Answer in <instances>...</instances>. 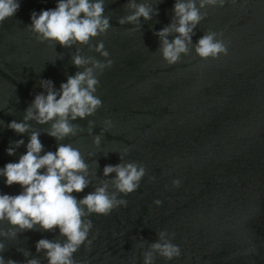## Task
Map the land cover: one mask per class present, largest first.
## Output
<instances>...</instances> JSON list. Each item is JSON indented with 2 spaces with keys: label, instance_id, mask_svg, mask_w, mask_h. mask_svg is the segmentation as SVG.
Returning <instances> with one entry per match:
<instances>
[{
  "label": "water",
  "instance_id": "1",
  "mask_svg": "<svg viewBox=\"0 0 264 264\" xmlns=\"http://www.w3.org/2000/svg\"><path fill=\"white\" fill-rule=\"evenodd\" d=\"M126 2L105 0L112 27L91 41L103 40L113 61L97 72L102 107L73 121L84 131L60 143L73 144L90 164L92 185L73 193L79 197L105 179L103 167L119 163L125 147L124 159L143 164L146 174L139 188L123 197L127 206L90 216L92 244L82 245L75 259L78 264H143V252L167 230L181 255L170 261L156 255L154 264H264V0L208 6L193 42L209 31L222 33L228 54L202 59L193 48L172 65L162 58L154 32L170 23L174 0H147L158 14L141 18L139 30L118 22L128 14ZM55 6L56 0H21L15 15L0 24V167L26 151L21 145L7 154L10 142L28 140L7 124L22 120L42 91L40 79H51L59 88L82 70L71 60L77 47L82 55L104 59L87 46L36 40L27 28L32 11ZM106 118L113 126L96 147L88 120L95 121V135ZM32 123L40 130L48 127ZM39 138L45 150H56L54 137L42 132ZM90 152L95 153L91 158ZM175 178L181 180L178 187L172 185ZM20 191L19 184L7 186L0 178V192ZM156 199L162 204L155 205ZM58 235V230H26L5 240L3 255L24 264L18 249H25L28 258L48 264L35 243Z\"/></svg>",
  "mask_w": 264,
  "mask_h": 264
},
{
  "label": "clouds",
  "instance_id": "2",
  "mask_svg": "<svg viewBox=\"0 0 264 264\" xmlns=\"http://www.w3.org/2000/svg\"><path fill=\"white\" fill-rule=\"evenodd\" d=\"M20 3L21 0H0V24L15 15ZM225 3L226 0H174L170 23L154 32L159 39L162 58L172 65L193 48L202 59L227 55L228 46L221 38L222 33L209 31L193 42L194 30L207 16V11L203 10L208 6L223 7ZM124 6L128 14L121 16L118 22L133 25V30L141 28V18L148 21L158 14V9L147 0H127ZM110 19L105 14V0H56L54 8L33 10L30 15L31 23L27 28L35 34L37 41L54 42L65 48L87 46L104 59L82 55L81 48L77 47L71 60L77 69L82 70L68 75L59 88L51 79L41 78L39 86L42 91L25 109L22 120L8 122L9 129L27 134L28 140L27 143L23 138L10 142L6 148L8 155H14L21 145L26 151L17 161L0 167V178H4L5 185L16 183L21 188L14 195L0 192V224L7 223V228L0 227V264H19L11 258L5 259V240L15 239L19 233L33 229L58 230L57 238H40L35 243L36 252H43L48 264H78L74 254L82 245L89 247L92 244L89 239L93 228L90 216L93 213L107 215L114 208L127 206L123 197L136 191L146 174L143 164L124 159L129 152V147H125L119 153V163L103 167L102 177L105 179L79 197L73 193H81L92 185L90 164L73 144L60 143L66 137L84 131L73 121L90 117L102 107L103 101L96 95L100 83L97 72L110 67L113 61L109 59L110 53L103 40H96L95 44L91 41L109 31L112 27ZM32 122L48 127L40 130ZM88 125L93 144L100 147L102 136L113 126L111 119L103 121L104 127L99 134H93L95 121L88 120ZM42 132L55 138V151L45 150L39 138ZM94 155L88 153L89 158ZM92 163L98 167L96 160ZM180 184L179 178L172 180L173 186ZM153 203L159 206L162 201L156 199ZM172 235L161 230L158 239L143 252V264H154L156 255L169 261L179 257L181 249L172 242ZM18 251L26 257L24 264H41L38 257L28 258L31 256L29 251Z\"/></svg>",
  "mask_w": 264,
  "mask_h": 264
}]
</instances>
